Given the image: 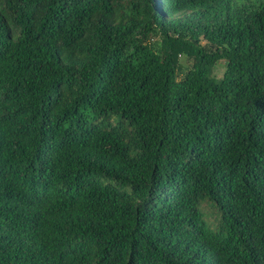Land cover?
<instances>
[{"label": "trees", "instance_id": "16d2710c", "mask_svg": "<svg viewBox=\"0 0 264 264\" xmlns=\"http://www.w3.org/2000/svg\"><path fill=\"white\" fill-rule=\"evenodd\" d=\"M0 264H264V0H0Z\"/></svg>", "mask_w": 264, "mask_h": 264}, {"label": "rangeland", "instance_id": "374dc122", "mask_svg": "<svg viewBox=\"0 0 264 264\" xmlns=\"http://www.w3.org/2000/svg\"><path fill=\"white\" fill-rule=\"evenodd\" d=\"M223 73V65H219L213 72L214 76L220 78Z\"/></svg>", "mask_w": 264, "mask_h": 264}]
</instances>
